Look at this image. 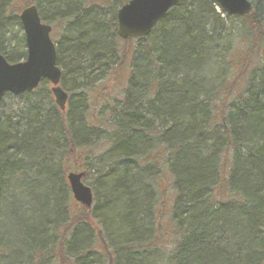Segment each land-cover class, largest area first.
Masks as SVG:
<instances>
[{
	"label": "trees",
	"instance_id": "1",
	"mask_svg": "<svg viewBox=\"0 0 264 264\" xmlns=\"http://www.w3.org/2000/svg\"><path fill=\"white\" fill-rule=\"evenodd\" d=\"M128 1L26 3L43 23H63L51 39L69 101L63 112L48 101L43 110L29 98L37 88L0 102V264H104L97 241L110 249L107 264H146L161 167L174 192L167 264H264V0L243 18L227 17L213 0H180L149 36L122 41L115 14ZM18 2L0 0V55L10 64L26 58L23 34L13 33L22 31ZM121 42L133 45L126 91L95 129L85 83L122 66ZM232 80L242 82L233 93ZM21 97L17 111L1 110ZM104 133L109 145L89 166L103 199L93 215H104L92 217L91 207L73 218L68 157ZM110 217L123 226L126 236L114 234L125 246L113 244Z\"/></svg>",
	"mask_w": 264,
	"mask_h": 264
},
{
	"label": "water",
	"instance_id": "2",
	"mask_svg": "<svg viewBox=\"0 0 264 264\" xmlns=\"http://www.w3.org/2000/svg\"><path fill=\"white\" fill-rule=\"evenodd\" d=\"M227 17L243 18L251 11L249 0H213ZM180 0H129L115 14L116 36L122 41L137 40L151 34L166 14ZM18 20L24 37L26 58L16 64L0 55V102L7 94L21 95L35 91L45 81L55 106L65 111L67 94L61 89L62 71L57 66L56 46L51 39V27L43 23L34 5L19 11ZM85 174L68 173L65 180L77 204L90 209L93 192L83 183Z\"/></svg>",
	"mask_w": 264,
	"mask_h": 264
},
{
	"label": "rangeland",
	"instance_id": "3",
	"mask_svg": "<svg viewBox=\"0 0 264 264\" xmlns=\"http://www.w3.org/2000/svg\"><path fill=\"white\" fill-rule=\"evenodd\" d=\"M31 1L32 0H20V2H18V7L19 8L21 7L19 11L27 6H30V5H27L26 3L31 2ZM251 4H252V8L253 7L259 8L258 0H251ZM236 22H228L226 25L229 29L230 28L235 29L238 27L237 26L238 22L237 23ZM62 24L61 22H58V21H52L49 24L51 27V31L54 34V40L56 41H58V39L60 38V35H62V32H63L62 27H61ZM13 33L17 36L16 38L18 40L20 35L22 34V31L19 32V30L15 28L13 30ZM119 47L121 51L126 50L128 52V55L123 59L122 66L120 68L119 67L115 68V70H111L101 80H93V83L88 82V84L85 83L88 88L87 89L88 101L90 105L87 109V118L89 120V124L92 127H95V129L99 128V126L103 123L102 117L103 116L106 117V112L111 110L113 107L119 104V102L122 100V95L126 91V87H127L129 76H130L129 56H130L133 45L131 42H121ZM67 80L69 81L70 78L68 79L65 78V74H64L63 82L64 84H68V86L66 85L67 88L68 87L71 88V85L68 83ZM241 83H242L241 80H238V81L236 80L235 82L233 81L232 84L230 85L231 87L229 88V90H231L232 93H233V90L237 91L238 88L242 85ZM61 86L62 84L60 83V87ZM38 88L39 89L35 92V94H33L29 98L30 100L34 99L36 101H39L41 104V108L43 110L47 109L49 106V104H47V101L48 103L50 102H52V104L54 103L53 97L50 93L51 85L46 83L44 87H38ZM61 89L63 90L62 87ZM63 91L65 92V90ZM45 94H49L48 97H50L51 100H49L48 97L45 100L44 99ZM73 97L74 98L72 99V101L74 102L76 96H73ZM68 98H67V102L69 101ZM23 99L24 98L21 97L19 99L13 98L10 100H6L1 110L5 113L15 112L22 106L21 103H23ZM109 135H110L109 133L102 134L103 139L101 141H99L98 143L93 142L91 143L90 148L77 152V153L74 152L70 157H68V161L70 163L67 169V173L83 172L85 174L83 183L87 187H89L93 192L92 209L88 210L87 212L92 213V217H96V218H99L102 215H104L100 213L99 211H96L95 215H93L95 207L101 205L103 203V199H102L101 191H98L95 189L96 187L95 185L97 184L99 175L94 170H89V166L90 164L94 165L92 162L93 159L104 154L105 149L109 145L108 144ZM158 158L160 159V157ZM160 169H161L160 174L158 178L155 180V183H153L155 194H156L157 201H158L156 205V221H157L156 240H155L153 248L141 250L143 254L145 253L142 258L143 260H145L146 264H167L168 250L172 248V245L176 240V236L174 234V224L171 221V208H172V202L174 200V192H173L172 185H171L172 181H171V177L166 172V170L162 169V167ZM218 192L220 195H225L227 193V191L224 190L223 188L218 190ZM82 208L83 207L81 205L75 202L74 206L71 209L72 214L74 215L73 218H79L80 215L85 213L82 211ZM105 217L107 218V216H104V218ZM93 221H94L93 224L95 226H98V227L100 226L98 220H95L93 218ZM109 223H111V225H109ZM117 223L116 222L114 223V218L110 217L109 219H107L106 226H107V229L109 230L108 233L113 239V244H116L115 246H125L126 244L121 245L115 239L116 234H114L115 233L114 228H117L118 231L122 230L123 232L122 235L126 236V233L125 231H123L124 228L121 225V223L118 221ZM108 248L103 243H101V241H97V244L95 245L96 251L100 252L103 255V261L101 259V263L103 262L104 264H107V261H108L107 254H109L108 252L110 250ZM59 264H66V261L65 262L62 261Z\"/></svg>",
	"mask_w": 264,
	"mask_h": 264
},
{
	"label": "flooded vegetation",
	"instance_id": "4",
	"mask_svg": "<svg viewBox=\"0 0 264 264\" xmlns=\"http://www.w3.org/2000/svg\"><path fill=\"white\" fill-rule=\"evenodd\" d=\"M249 1H251V0H249Z\"/></svg>",
	"mask_w": 264,
	"mask_h": 264
}]
</instances>
